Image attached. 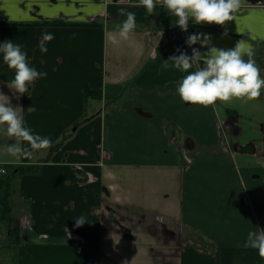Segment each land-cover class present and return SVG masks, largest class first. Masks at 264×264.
<instances>
[{
    "label": "crops",
    "instance_id": "obj_1",
    "mask_svg": "<svg viewBox=\"0 0 264 264\" xmlns=\"http://www.w3.org/2000/svg\"><path fill=\"white\" fill-rule=\"evenodd\" d=\"M246 2L225 26L190 20L182 32L135 0H0V43L21 45L47 73L18 99L0 58V90L53 141L25 159L0 135V264H264L246 247L264 229V94L189 105L176 92L186 74L163 69L177 49L206 52L186 44L204 33L217 48L244 41L264 76V0ZM121 7L137 28L113 46Z\"/></svg>",
    "mask_w": 264,
    "mask_h": 264
},
{
    "label": "clouds",
    "instance_id": "obj_2",
    "mask_svg": "<svg viewBox=\"0 0 264 264\" xmlns=\"http://www.w3.org/2000/svg\"><path fill=\"white\" fill-rule=\"evenodd\" d=\"M119 2L123 3L124 0ZM246 3V0H135L133 6L142 7L149 16L155 14L158 6L162 7L176 18V26L182 32H187L190 20L197 25L225 26L234 21ZM119 15L124 19L109 34V42L113 46L127 41L137 28L134 12L121 7ZM227 34L225 29L223 35ZM43 39L50 42L54 36L45 34ZM186 44L190 48L199 44L201 49L207 51L202 53L192 48L191 55H188L177 49L178 55L173 54L163 62L165 71L172 68L186 74L176 89L183 103L207 108L214 107L218 102L232 103L234 100L248 103L264 94L262 70L253 57L251 47L246 46L244 41H238L231 49H223L212 45L210 35L193 33L187 37ZM46 51V47L41 48V52ZM0 58L14 72L7 87L18 99L25 94L30 96L32 85L47 76L46 72L30 66L27 52L12 41L0 43ZM12 100L11 95L0 90V135L14 141L7 146V152L14 157L29 159L36 152L50 149L53 146L51 138L34 134L26 127L23 108L13 104ZM0 173L7 174L5 169H0ZM75 223L77 227L84 225L85 217H78ZM246 247L256 250L264 259V229L249 231Z\"/></svg>",
    "mask_w": 264,
    "mask_h": 264
},
{
    "label": "rangeland",
    "instance_id": "obj_3",
    "mask_svg": "<svg viewBox=\"0 0 264 264\" xmlns=\"http://www.w3.org/2000/svg\"><path fill=\"white\" fill-rule=\"evenodd\" d=\"M169 132H171V131H169ZM222 137H223V138H222L223 141L225 142V138H226V137H224V135H222ZM226 140H227V139H226ZM246 203L249 204V201L246 200ZM251 206H252V209L255 210V209H254V205H251ZM256 213H257V214H256V220H257V223L259 222L261 228H263V223L261 224V214H260V212H259V210H258L257 208H256ZM2 214H3V213H2ZM5 216H6V215H5ZM3 217H4V216H3ZM0 218H1V213H0ZM11 218H12V217H11ZM12 222H13V221H12ZM2 225H3V229H2V230H3V236H4V239H6V241H7V233H6V232H7L8 230H6L7 228H6L5 222H4ZM8 228H10L11 231H13V229L16 228V225H14V223H13V224H10V225H8ZM3 252H4V251H3ZM4 258H5V255L2 256V259H3V260H2V262H3L2 264H5V260H4Z\"/></svg>",
    "mask_w": 264,
    "mask_h": 264
},
{
    "label": "trees",
    "instance_id": "obj_4",
    "mask_svg": "<svg viewBox=\"0 0 264 264\" xmlns=\"http://www.w3.org/2000/svg\"><path fill=\"white\" fill-rule=\"evenodd\" d=\"M53 24H57V23H56V22H53ZM47 25H52V23H51V24H47ZM5 168H6L7 172H8V168H9V167H5ZM2 213H3L4 215L8 214L6 208H5V211L2 212Z\"/></svg>",
    "mask_w": 264,
    "mask_h": 264
},
{
    "label": "built area",
    "instance_id": "obj_5",
    "mask_svg": "<svg viewBox=\"0 0 264 264\" xmlns=\"http://www.w3.org/2000/svg\"><path fill=\"white\" fill-rule=\"evenodd\" d=\"M0 169H5V167L4 166H2V165H0ZM6 170V169H5ZM6 172H7V170H6ZM5 174H3V173H0V177L1 176H4Z\"/></svg>",
    "mask_w": 264,
    "mask_h": 264
}]
</instances>
